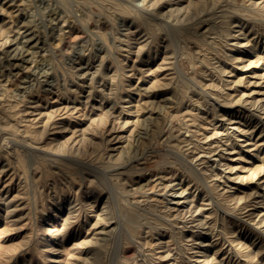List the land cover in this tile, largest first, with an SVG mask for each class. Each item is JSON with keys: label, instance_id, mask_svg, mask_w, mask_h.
<instances>
[{"label": "rangeland", "instance_id": "374dc122", "mask_svg": "<svg viewBox=\"0 0 264 264\" xmlns=\"http://www.w3.org/2000/svg\"><path fill=\"white\" fill-rule=\"evenodd\" d=\"M263 10L0 0V264H264Z\"/></svg>", "mask_w": 264, "mask_h": 264}, {"label": "bare ground", "instance_id": "6f19581e", "mask_svg": "<svg viewBox=\"0 0 264 264\" xmlns=\"http://www.w3.org/2000/svg\"><path fill=\"white\" fill-rule=\"evenodd\" d=\"M181 2V1H180ZM114 3V2H113ZM260 8V7H259ZM253 9H254V7H253ZM258 10V9H257ZM227 11V10H226ZM264 11V10H263ZM223 12V11H222ZM224 13V12H223ZM224 16V15H223ZM107 19V18H106ZM108 20V19H107ZM107 20H106V22H107ZM224 20H226V19H224ZM104 21V20H103ZM220 21V20H219ZM219 24H220V22H219ZM224 24V23H223ZM129 29V28H128ZM134 30H135V27H134ZM132 32H133V30H131ZM30 34V33H29ZM32 34V33H31ZM28 40V39H27ZM29 42V41H28ZM140 42V41H139ZM138 42V43H139ZM17 43V42H16ZM237 43V42H236ZM246 43V42H245ZM86 68V67H85ZM83 70V69H82ZM79 72H80V69H79ZM84 72V71H83ZM86 72V71H85ZM80 75V74H79ZM241 99V98H240ZM35 102V101H34ZM33 104V103H32ZM57 104V103H56ZM58 105V104H57ZM62 105V104H61ZM32 107V106H31ZM33 111V110H32ZM35 114V113H34ZM235 127V126H234ZM2 129H4V132L6 131L5 130V128H3V127H1ZM8 130V129H7ZM2 133V132H1ZM3 134V133H2ZM6 134V133H5ZM13 136V135H12ZM12 136H10V135H6V138H8V140L10 141H13V138H12ZM15 136V135H14ZM19 138V137H18ZM17 138V139H18ZM20 138H21V136H20ZM15 140V139H14ZM21 140V139H20ZM19 140V141H20ZM18 142V141H17ZM33 142V141H32ZM33 144V143H32ZM36 145V144H35ZM37 146V145H36ZM37 149H39L40 150V148L39 147H37ZM41 150H42V148H41ZM41 152V151H40ZM43 152V151H42Z\"/></svg>", "mask_w": 264, "mask_h": 264}]
</instances>
